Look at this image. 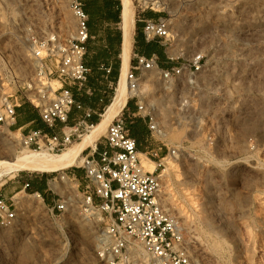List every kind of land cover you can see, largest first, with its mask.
Returning <instances> with one entry per match:
<instances>
[{
    "label": "rangeland",
    "instance_id": "1",
    "mask_svg": "<svg viewBox=\"0 0 264 264\" xmlns=\"http://www.w3.org/2000/svg\"><path fill=\"white\" fill-rule=\"evenodd\" d=\"M166 11L179 53L207 56L194 83L180 79L167 90L154 71L141 80V97L155 106L166 133L152 145L155 160L164 158L168 207L199 264H264V0H168ZM74 29L68 0H0V112L4 97L25 102L20 90L29 95L27 86L38 82L35 51H43L44 40L70 38ZM17 129L0 124V148ZM23 131L12 139L14 157L24 153ZM49 174L1 177L0 193H19L26 206L16 204L15 223L0 226V264H107L98 255L100 219L78 208L52 216L33 190H24L32 178L46 183Z\"/></svg>",
    "mask_w": 264,
    "mask_h": 264
},
{
    "label": "built area",
    "instance_id": "2",
    "mask_svg": "<svg viewBox=\"0 0 264 264\" xmlns=\"http://www.w3.org/2000/svg\"><path fill=\"white\" fill-rule=\"evenodd\" d=\"M168 0H135L138 22L147 41H157L164 48L171 65H159L157 54L146 56L134 54L135 62L127 73L131 102L135 109L126 115L124 110L108 125L102 150L87 148L80 165L51 172L46 181V194L52 196L48 202L40 191L33 196L41 198L52 216L63 215L71 209H83L93 215L100 211V222L104 224L99 236L98 255L107 264H199L178 217L170 210L166 201L165 185L159 150L145 153L155 160L150 171L143 163L138 142L132 136L128 121L142 117L147 121L153 137H161L164 128L155 106L141 97L139 92L144 72L154 71L170 89L180 79L194 83L200 77L206 63V54L195 53L183 56L179 53V36L166 11ZM74 18L75 29L70 38L62 40L52 35L35 51L38 57V82L29 84L22 102L13 94L4 97L0 124L8 128L16 124L17 110L23 103L30 104L37 112L44 129L21 132V144L28 149H45L55 153L80 140L82 132L88 131L89 120L94 111L86 109L76 124L69 126L74 108L83 110L71 90L76 85L86 89L89 68L85 63L90 40L89 16L81 0H68ZM152 12L153 16H147ZM110 69H108V72ZM88 91V90H87ZM126 108V107H125ZM124 108V109H125ZM102 114H100V117ZM59 124L67 128L62 135ZM168 154H176L168 148ZM78 169H82L79 174ZM30 187L26 182L24 190ZM14 196L0 193V226L8 227L18 217Z\"/></svg>",
    "mask_w": 264,
    "mask_h": 264
},
{
    "label": "crops",
    "instance_id": "3",
    "mask_svg": "<svg viewBox=\"0 0 264 264\" xmlns=\"http://www.w3.org/2000/svg\"><path fill=\"white\" fill-rule=\"evenodd\" d=\"M84 9L89 16L90 40L88 42V52L85 57V63L89 68V78L86 89L79 90L76 85H71L76 100L83 104L84 109L74 108L70 114L69 126L77 123L84 116L86 109L94 111L93 117L100 120V114L104 112L114 96V85L117 84L121 74V51L123 44V33L121 31V0H81ZM152 13V12H151ZM154 14L152 13L151 16ZM141 24V23H140ZM142 25V24H141ZM139 35L134 37L133 55L131 62H135L134 54H143L151 56L157 54L158 63L161 67L167 68L171 62L167 59L165 48L157 41H147L142 32V26L139 28ZM108 69L110 71L108 72ZM88 90V91H87ZM116 90V89H115ZM135 106L131 103L126 106L124 113L134 110ZM16 125L19 130L24 132L30 129H46L41 122L35 109L28 103H23L17 110ZM131 134L138 142L141 153H150L158 150L152 145L153 136L148 128L147 121L142 118H136L128 121ZM59 124L57 131L62 135V131L67 128ZM103 142H98V149L102 150ZM31 186H35L38 180L31 179ZM46 188L42 192L48 202L52 197L46 194ZM33 191H36L33 189ZM7 198L8 195L3 194Z\"/></svg>",
    "mask_w": 264,
    "mask_h": 264
},
{
    "label": "bare ground",
    "instance_id": "4",
    "mask_svg": "<svg viewBox=\"0 0 264 264\" xmlns=\"http://www.w3.org/2000/svg\"><path fill=\"white\" fill-rule=\"evenodd\" d=\"M121 2L122 10L120 26L123 33V44L121 51V74L117 82L116 94L110 104L107 106L106 110L102 113L101 119L92 127H90L87 133L82 134L80 140L74 142L72 146L66 148L61 153H52L45 149H42L40 151L28 150V148L26 149V147L23 146L25 148L24 153L21 156L14 157L12 155L14 148V142H12V139H19V134L17 133H20V130L17 129L13 131L12 134L14 136L11 137L10 135L11 139L3 143L0 148V179L4 175L13 171H34L51 173L72 166L80 165L85 156L84 151L87 148L96 147L98 140L102 135H104L108 125L124 110L131 95L127 73L131 68L136 18L134 1L121 0ZM205 18H207V16ZM205 21H207V19ZM205 21L200 20L199 23L203 26L205 25ZM64 22L66 23V21ZM65 27H68L67 23L65 24ZM142 91L143 88L140 86L139 92L142 93ZM165 135L166 133H164L163 131L161 137ZM141 157L144 158L147 162V166L146 164H144L146 168L148 167L147 169L150 171L154 170L156 166L155 162L153 160H150L145 153H141ZM14 199L17 204L20 203L21 205L26 206L24 200L20 199L19 193L14 196ZM38 199L42 200L41 198ZM39 203L40 202L38 200L37 202H35V205L39 206ZM93 215H95L96 218L100 219V214H98L96 210L93 212ZM85 231L86 230L83 231L82 227L81 233L84 234Z\"/></svg>",
    "mask_w": 264,
    "mask_h": 264
},
{
    "label": "trees",
    "instance_id": "5",
    "mask_svg": "<svg viewBox=\"0 0 264 264\" xmlns=\"http://www.w3.org/2000/svg\"><path fill=\"white\" fill-rule=\"evenodd\" d=\"M152 13L151 12H148L147 13V16H151ZM142 25L139 23L138 27L140 28ZM131 104V102H130ZM99 121V120H98ZM97 120H95L94 118L92 119L91 123L92 124H95L98 122ZM46 188V183L45 182H38L35 186H31V183H30V187L28 189H31V190H36V191H43L44 189Z\"/></svg>",
    "mask_w": 264,
    "mask_h": 264
}]
</instances>
